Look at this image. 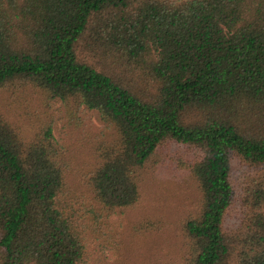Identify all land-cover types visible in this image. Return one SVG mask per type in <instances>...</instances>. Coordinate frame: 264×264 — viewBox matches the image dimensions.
I'll return each mask as SVG.
<instances>
[{
  "label": "trees",
  "instance_id": "trees-1",
  "mask_svg": "<svg viewBox=\"0 0 264 264\" xmlns=\"http://www.w3.org/2000/svg\"><path fill=\"white\" fill-rule=\"evenodd\" d=\"M21 85L44 103L0 112V264H140L125 221L173 143L198 199L165 264H264V0H0Z\"/></svg>",
  "mask_w": 264,
  "mask_h": 264
},
{
  "label": "rangeland",
  "instance_id": "rangeland-1",
  "mask_svg": "<svg viewBox=\"0 0 264 264\" xmlns=\"http://www.w3.org/2000/svg\"><path fill=\"white\" fill-rule=\"evenodd\" d=\"M39 102L44 103V97L30 85L19 86L15 93L12 90L0 92V112H6L14 123L22 124L24 128L29 121L24 112L30 113V110L37 109ZM62 129V123L58 124V130ZM65 141L70 143V137L66 136ZM163 154L161 162L148 169L141 201L130 213L141 221L136 227L133 226L138 238H127L130 224L134 222L133 219H129L127 223L125 221L127 226L124 241L127 240L131 245L134 254L141 260L140 264L173 262L183 236V218L198 199L197 184L185 173L197 159V151L192 147L173 143L163 149Z\"/></svg>",
  "mask_w": 264,
  "mask_h": 264
}]
</instances>
